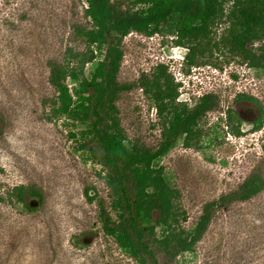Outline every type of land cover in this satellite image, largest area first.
I'll return each instance as SVG.
<instances>
[{"label": "rangeland", "instance_id": "obj_1", "mask_svg": "<svg viewBox=\"0 0 264 264\" xmlns=\"http://www.w3.org/2000/svg\"><path fill=\"white\" fill-rule=\"evenodd\" d=\"M84 9L80 0H0V264H135L100 230L98 201L108 207L107 189L97 175L101 167L85 161L76 140L69 137L78 128L45 117L49 107L43 102L55 95L47 63L60 61L67 47L82 50L72 27L86 23ZM122 49L121 83H134L141 73L164 64L182 82L178 101L192 106L201 95L218 97L219 110L201 127L208 133L205 138H214V129L220 139L202 150L178 142L158 162L180 193L187 217L184 227L193 225L205 203L235 190L253 169L264 179V119L260 130H252L257 107L234 101L238 94L251 95L264 110L260 72L235 59L221 70L203 66L187 73L182 64L186 51L162 34L132 33L124 38ZM95 63L86 66V75ZM116 106L128 139L156 147L158 120L141 90L123 93ZM227 108L242 121L238 138L223 136L219 118ZM20 185L40 190L36 210H24L6 198ZM86 188L97 193L93 203L87 201ZM159 261L166 260L159 256ZM175 264H264V188L247 202L217 210L194 253Z\"/></svg>", "mask_w": 264, "mask_h": 264}, {"label": "trees", "instance_id": "obj_2", "mask_svg": "<svg viewBox=\"0 0 264 264\" xmlns=\"http://www.w3.org/2000/svg\"><path fill=\"white\" fill-rule=\"evenodd\" d=\"M80 1L85 3L86 23L74 24L72 32L83 48L67 47L60 61L47 63L48 84L55 95L43 102L49 107L46 120L64 119L78 128L69 135L78 144L76 150L85 161L101 167L97 175L108 197L107 208L98 201L103 235L135 264H175L179 257L194 253L217 210L247 202L263 191V174L253 169L235 190L205 203L193 225L184 227L187 217L180 193L158 162L178 142L186 149L202 150L220 139L214 129L215 137L205 138L208 133L201 127L208 115L219 110V100L207 93L192 106L178 101L182 82L164 64L141 73L134 83H121L123 40L132 33L171 38L174 47L186 51L182 64L187 73L203 66L221 70L237 59L264 76V0ZM92 63L86 75L85 68ZM133 88L141 90L155 110L160 128L156 147L129 140L121 126L116 102ZM234 101L257 107L252 130H260L264 110L257 99L238 94ZM219 120L223 136H242V121L233 109L223 111ZM84 194L89 203L97 199L94 188H86ZM6 198L32 212L42 194L33 185H20ZM159 256L166 261L160 263Z\"/></svg>", "mask_w": 264, "mask_h": 264}]
</instances>
